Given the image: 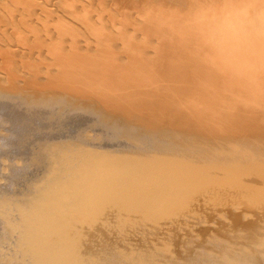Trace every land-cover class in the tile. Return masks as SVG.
<instances>
[{
    "label": "bare ground",
    "instance_id": "1",
    "mask_svg": "<svg viewBox=\"0 0 264 264\" xmlns=\"http://www.w3.org/2000/svg\"><path fill=\"white\" fill-rule=\"evenodd\" d=\"M197 3L0 0V264H256L264 72L204 63Z\"/></svg>",
    "mask_w": 264,
    "mask_h": 264
},
{
    "label": "clouds",
    "instance_id": "2",
    "mask_svg": "<svg viewBox=\"0 0 264 264\" xmlns=\"http://www.w3.org/2000/svg\"><path fill=\"white\" fill-rule=\"evenodd\" d=\"M186 25L209 67L247 86L264 72V0H198Z\"/></svg>",
    "mask_w": 264,
    "mask_h": 264
},
{
    "label": "rangeland",
    "instance_id": "3",
    "mask_svg": "<svg viewBox=\"0 0 264 264\" xmlns=\"http://www.w3.org/2000/svg\"><path fill=\"white\" fill-rule=\"evenodd\" d=\"M262 245V246H261ZM264 242H262V243H258L256 246H252L251 247V252H252V248H254L253 250H254V253H252V254H249L248 256H244V257H242V259H244V258H250V257H254L257 261H256V264H264ZM260 248L262 249V250H260ZM260 252L257 256H256V253L258 252V251ZM263 254V255H262ZM262 262V263H261ZM235 264H237L236 263V261H235Z\"/></svg>",
    "mask_w": 264,
    "mask_h": 264
}]
</instances>
